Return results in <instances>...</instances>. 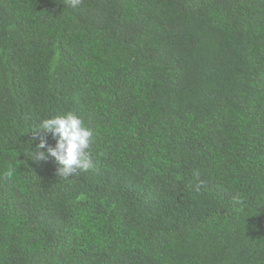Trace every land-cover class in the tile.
Masks as SVG:
<instances>
[{"label":"trees","instance_id":"obj_1","mask_svg":"<svg viewBox=\"0 0 264 264\" xmlns=\"http://www.w3.org/2000/svg\"><path fill=\"white\" fill-rule=\"evenodd\" d=\"M0 264H264V0H0Z\"/></svg>","mask_w":264,"mask_h":264},{"label":"clouds","instance_id":"obj_2","mask_svg":"<svg viewBox=\"0 0 264 264\" xmlns=\"http://www.w3.org/2000/svg\"><path fill=\"white\" fill-rule=\"evenodd\" d=\"M81 0H70L72 7H76ZM33 132L50 135L55 145L48 144L46 138H40L39 144L33 151L32 160H47L53 157L61 166L60 176L68 178L96 168V161L91 152L93 132L85 126L84 121L72 112L43 119ZM47 149V154L42 149ZM13 170L4 174L5 178L12 176Z\"/></svg>","mask_w":264,"mask_h":264}]
</instances>
